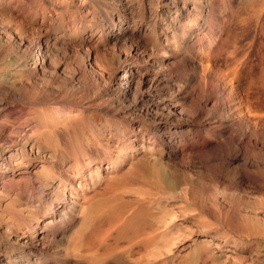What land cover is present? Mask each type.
<instances>
[{
	"label": "bare ground",
	"instance_id": "6f19581e",
	"mask_svg": "<svg viewBox=\"0 0 264 264\" xmlns=\"http://www.w3.org/2000/svg\"><path fill=\"white\" fill-rule=\"evenodd\" d=\"M169 2L158 7L165 14L174 10L171 22L174 21L176 26L171 25V39L165 33L164 40L156 37L153 43L149 39L150 33L149 37L141 34L144 20L149 17L145 1L138 9L141 20L135 27L139 31L138 42L150 45L155 52L153 62L165 69L148 79L147 75H142L143 83L148 84V81L151 88L160 89V92L172 91L175 100L164 107L173 116L174 124L165 122L154 126L146 121L126 119L115 109H110L108 99L100 94L87 106L83 105L86 94L98 88L88 75V49L87 58L80 56L78 60L81 47L88 46L85 39L78 45L58 49V59L51 67L55 70L47 75L57 85L58 97H44V86L35 80L32 93L24 95L23 107L10 112L14 122L24 119V132L28 138L39 142L47 140L51 148L50 161L37 159L32 150L24 151L23 178L29 182L24 200H35L40 210L32 218H24L23 224L29 238L26 242H30L40 260H48L50 264H106L109 258L118 259L122 257L120 254L128 252V264H137L135 252H139L142 245L144 249L152 247L160 237L156 231L147 233L152 228H145V237L137 240L141 225L147 227L151 218L146 207L122 214L123 203L118 191L140 176V167L135 162L139 150L143 154L155 150L164 158L158 165L164 185L175 188L182 179L186 180L183 197L194 203L199 212L205 211L206 200L208 209L203 216L207 220L201 219L202 222L215 220L235 234L253 237L251 240L259 236L264 240V229L257 233L251 231L252 215L256 223L264 222V0ZM106 8L111 15L113 9ZM151 22L155 27L160 24ZM32 31L43 34L40 29ZM37 45L38 51L43 47L49 52L47 42L42 44L38 40ZM89 48L95 50L92 46ZM115 48L116 44H113L101 52ZM141 48L138 43L135 51H141L140 56H143ZM30 49L27 47L24 54ZM123 56L130 57L131 49L124 50ZM97 59L96 56L93 58ZM59 66L63 67V74L68 73L78 80L77 98L71 99L73 93H63L69 82L57 74ZM28 69L24 64V74L32 82L35 73ZM118 69H111L115 78ZM4 83L6 80L0 79V85ZM47 101L51 104L46 105ZM148 106L146 113H153L150 108L154 106ZM2 119L0 115V131H9ZM196 166L208 175L196 176L195 180L213 186L216 193L206 192L201 183L191 178L190 171ZM225 170H231L235 178L225 176ZM52 183H56L54 196L59 195L58 200L64 206L60 216L56 212L59 210L57 205L49 208L47 215L42 212L46 203L50 206L54 203L51 202L53 196L42 184ZM227 194L235 197L236 202L225 200L223 196ZM250 194L261 202V211L253 213L240 208ZM91 205L93 209L90 210ZM74 208H80L82 214L69 219L68 211L73 213ZM46 218L51 219L50 224L45 223ZM62 225L64 231L79 225L80 232L75 233L68 250L50 252L46 246L53 240L51 238L55 239L56 229ZM114 234L117 236L111 246ZM125 239L127 247L123 248L125 246L121 247V244ZM179 239L178 243H183L185 238ZM242 239L236 243L244 249L249 247V256L234 254L225 246H212L200 240L196 247L200 250L189 249L188 253L182 249L181 257L175 263L245 264L249 258L258 255L260 247L258 243L248 244ZM81 249L84 251H79ZM170 252L169 249L147 251L142 259L149 256L157 259ZM172 261L162 259L158 263L170 264Z\"/></svg>",
	"mask_w": 264,
	"mask_h": 264
},
{
	"label": "rangeland",
	"instance_id": "374dc122",
	"mask_svg": "<svg viewBox=\"0 0 264 264\" xmlns=\"http://www.w3.org/2000/svg\"><path fill=\"white\" fill-rule=\"evenodd\" d=\"M143 1L149 10V17L144 20L141 34L144 33L149 37L150 33L149 39L153 43H155L156 37L164 40L165 33L171 39L170 32L173 25L176 26L174 21L171 22L175 15L174 10L165 14L158 7V5L167 4L169 0H0V49H4L0 50V79L6 80L3 87L0 85V115L6 127L10 128L9 131H0V264H50L48 260H40L29 244L30 242H26L29 238L27 231L24 230V218H32V215L40 208L35 200H24V193L29 190L27 188L29 182L23 177L24 151L32 150L37 159L43 158L50 161L52 159L50 158L51 148L48 147L47 140L39 142L28 138L24 132V119L17 121L18 123L14 122L10 118V112L23 107L24 95L32 93L31 87L35 80L40 86H44V97L47 95H50L49 98L59 96L56 90L57 85L53 84L54 80L47 76L55 70L51 67L58 59L59 48L78 45L81 39H85L88 43V46L81 47L82 52L78 53V60L80 56L87 58L89 54L88 75L98 88L92 93L86 94L83 105L87 106L91 99L100 94L108 99L107 105L110 109H115L116 113L126 119L135 122L146 121L154 126L163 125L165 122L174 124L173 116L168 114L164 107L166 104L174 102L175 97L172 95V91L163 90L160 92V89L151 88L148 81V84L143 83L141 78L142 75H147L148 79L159 71L165 70L163 66L153 62L152 56L155 55V52L151 46L142 41L138 42L140 40L139 31L135 24L141 20L138 9L142 7ZM105 5L113 9L111 15ZM153 20L160 24L157 27L152 26L151 21ZM32 29H40L43 34L39 35ZM38 40L42 44L47 42V46L50 45L48 46L49 52H46L43 47L38 51ZM110 40H115V42ZM138 43H141L143 56H140L141 51H135V46ZM113 44H116L114 51L101 52L111 48ZM29 46L30 51L24 54V50ZM90 46L95 50H89ZM127 49H131V56L125 58L123 54ZM95 56L98 57L97 60H93ZM118 57L121 59H117ZM24 64L35 73L32 82H29L28 76L24 74ZM115 67L119 68L117 78L111 72V69ZM56 69L61 79H66L69 82L63 93H73L74 96L71 99L77 98L79 95L76 91L79 87L78 80L68 73L63 74L62 66ZM43 73L47 74L43 75ZM45 104L51 103L47 101ZM147 105L154 106L153 109L150 108L153 113H146ZM31 115L33 117L34 114L31 113ZM138 153L140 155L137 156L135 162L140 167V176L118 191L121 203H123L122 214L128 215L133 209L135 212L146 207L151 212L150 221L147 223L149 227L140 226L137 240H142L145 237V228H152L147 233L156 231L160 237L154 245L152 244V247L144 249L142 245V249L135 252V254L137 253L135 255L137 264H157L162 259H166V261L171 259L173 261L170 264H176L175 261H179L182 249L188 253L194 248L197 251L200 250L196 248L200 240L205 241L208 245L210 243L212 246H225L234 254L242 253L249 256V247L244 249L236 243L241 237L244 242L248 244L255 242L260 247L258 255L254 259L249 258L245 264H264V240L259 239V236L251 240L253 237L235 234L215 220L202 222L201 219H205L203 213L208 206L206 200L204 202L205 211L199 212L194 203L183 197L186 180L182 179L183 182L175 188L162 183L163 179L158 174V165L159 160L164 158L159 153L155 150L145 151L144 154L139 150ZM171 171L173 172V168ZM199 171L201 168L198 166L191 169L193 180L196 176L203 174L206 177L208 175L207 171L203 170L198 174ZM230 171L225 170L224 175L234 179L235 176ZM195 181L198 184L201 183L206 192L216 193L217 190L213 186H206L201 180ZM42 185L53 196L51 202H54L51 206L46 203L42 212L47 215L49 208L57 205L59 210L56 212H59L58 216L62 215L60 211L64 206H62L61 200H58L59 195L54 196L56 183ZM35 195L37 198L38 194ZM223 197L225 200L236 202V198L228 194ZM248 198L242 201L240 208L253 213L261 211L260 208L263 207L259 199H256L252 194L248 195ZM91 209H93V205H91ZM73 210V213L68 211L69 219L82 214L80 208ZM57 219L61 220L60 217ZM50 220L46 218L45 223L50 224ZM255 220V216L252 215L251 231L253 233L263 231L264 222L256 223ZM63 227L65 226L62 225L61 228L56 229L58 234L55 239L50 237L53 240L46 246L51 249L50 252L68 250L72 246L73 236L80 232L79 225H74L71 229L66 228L65 231L62 229ZM116 236L117 234H114L111 246H113ZM179 238H185L184 242L178 243ZM126 242L125 239L121 247L125 246L123 248H126ZM166 249L171 250L170 254L163 253L157 259H151L150 256L142 259L147 251L154 253L159 250L166 251ZM120 255L122 257L118 259L109 258L106 264L130 263L128 252ZM212 264H218V261H213Z\"/></svg>",
	"mask_w": 264,
	"mask_h": 264
}]
</instances>
